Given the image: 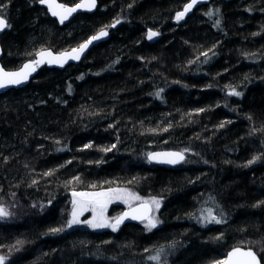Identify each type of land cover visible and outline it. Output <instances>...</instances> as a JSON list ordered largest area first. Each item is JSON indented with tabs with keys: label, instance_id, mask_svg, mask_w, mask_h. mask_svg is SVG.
<instances>
[{
	"label": "trees",
	"instance_id": "obj_1",
	"mask_svg": "<svg viewBox=\"0 0 264 264\" xmlns=\"http://www.w3.org/2000/svg\"><path fill=\"white\" fill-rule=\"evenodd\" d=\"M187 1L97 0L58 24L39 0H0L6 69L109 32L79 63L0 94L4 264H213L234 246L264 264V0L177 20ZM155 150L185 160L158 166ZM114 186L159 198L156 227L67 228L68 190Z\"/></svg>",
	"mask_w": 264,
	"mask_h": 264
},
{
	"label": "snow or ice",
	"instance_id": "obj_2",
	"mask_svg": "<svg viewBox=\"0 0 264 264\" xmlns=\"http://www.w3.org/2000/svg\"><path fill=\"white\" fill-rule=\"evenodd\" d=\"M41 4H47L49 9L52 11L53 16H59L60 22L63 23L64 20L68 18L73 12H75L79 8H94L96 4V0H82V3L77 4L75 7L66 8L64 5L56 4L55 0H39ZM197 0H192L190 4L185 5L184 12L177 13L176 19L180 20L183 19L184 15L195 5ZM59 9L60 11H57ZM211 15V13H209ZM116 24L120 23L119 20L115 21ZM219 24V21H217ZM115 24L112 25L114 27ZM9 27L7 22L0 18V31L4 30L5 28ZM108 33L105 30H101L98 35L93 36L90 40L81 44L78 49H73L71 53H62L60 56H52L51 52L41 51L38 53L39 59L33 61L32 63L25 64L23 69L18 72H5L3 69H0V88H4L10 84H20L23 81L28 79L29 74L32 71H35V68L44 62L48 63H58L61 66L67 59H79L80 54L88 47L89 44L92 43L94 40H98L103 36H106ZM159 35L158 32L149 31L147 34V38L151 40L152 38ZM206 55V53H205ZM230 95L240 96L241 93L235 91L234 89L229 93ZM157 95H159L157 93ZM223 127V125H221ZM115 147V145H113ZM160 156L168 157L167 159L163 160L162 162L165 163H178L183 160V153H165V154H150V159H156ZM250 161L249 163H252ZM49 175L51 173H48ZM78 179V178H76ZM73 197L76 198L73 200L74 209L72 212V219L68 222V226L71 227L73 224L80 223L79 216L83 214L85 211L91 210L93 212L92 220L86 221L91 227L93 228H103V227H110L113 231H116L119 225L123 222L125 218H127L130 213H124L122 216L115 218L113 223H109L104 218V211L107 209L109 203H111L114 199H122L124 197H129L131 199H139V197L132 195L131 193L123 192L119 189H109L107 192H75L72 193ZM127 203V200H125ZM158 209L160 207V201L153 200V202ZM139 211L138 209H133L131 218L132 219H144V216H137L135 212ZM8 212L0 207V216H7ZM210 222L215 221L216 223H220L221 221L216 219L215 216H212L209 213ZM156 221L154 219H149L148 224L146 227L151 228L156 227ZM53 232L62 231V229H52ZM153 260H158L159 256L151 257ZM0 264H4V258L0 257ZM218 264H260V260L257 258L256 254L249 251H242L239 248L233 249L232 252L228 254V259L224 261L218 262Z\"/></svg>",
	"mask_w": 264,
	"mask_h": 264
},
{
	"label": "water",
	"instance_id": "obj_3",
	"mask_svg": "<svg viewBox=\"0 0 264 264\" xmlns=\"http://www.w3.org/2000/svg\"><path fill=\"white\" fill-rule=\"evenodd\" d=\"M192 2V0H188L184 6L182 7V9L180 10V12H184V9H185V5L187 4H190ZM209 2H211V0H197L196 4L193 5V7L184 15L183 19H185L186 17H188L192 11L196 8H198L199 6L203 5V4H208ZM55 3L56 4H61V5H64L66 8H70V7H75L77 4H80L82 3V0H78L77 2L73 3V4H65L59 0H55ZM39 5L42 6L47 14L53 18L58 24H67L71 19H73L78 13H93L97 6H98V2L96 0V4H95V7L94 8H91V9H88V8H79L77 9L75 12H73L71 15L68 16V18L66 20H64L63 23L60 22V17L59 16H53L52 15V11L49 9L48 5L47 4H41L39 2ZM57 11H60L59 9H57ZM179 12V13H180ZM0 18H3L6 22L7 20L0 16ZM182 19V20H183ZM8 24V23H7ZM7 28H5L4 30L0 31V69H3L5 72H18L20 71L21 69H23V66L25 64H29V63H32L33 61L39 59L40 57L38 56V53H40L41 51H45V52H51L52 53V56H60L62 53H71V51L73 49H78L79 46L81 44H84L85 42H87L88 40H90L93 36H96L99 34V32L102 30H99L98 32H96L95 34L89 36L86 40L82 41L81 43H79L77 46L75 47H71L69 49H65V50H62V51H54L52 49H49V48H46V49H40L38 50L35 54H34V57L33 59H28V60H25L23 61L19 67L17 68H14V69H6L5 67H3L2 63H1V58H2V55H3V51H2V46H1V36L2 34L5 32ZM105 30L108 34L106 36H103L101 37L100 39L98 40H94L92 41L91 44L88 45V47L80 54V57L79 59H67L66 62L63 63V65L61 66L60 64L58 63H48V62H44L42 64H40L39 66H37L35 68V71H32L29 76H28V79L23 81L22 83L20 84H10V85H7L6 87L4 88H0V94L10 90V89H18V88H21V87H24L26 86L27 84H29V82L37 75L38 71H39V68L43 67V66H46L48 68H54V69H63L65 66L69 65V64H77L79 63L85 56L86 54L88 53V51L93 47L95 46L96 44L98 43H101V42H104L108 36H109V32L107 29H103ZM165 154V153H183L181 151H178V150H155V151H151L149 152L148 156H147V159L149 162H151L152 164H156L158 166H165V167H173V166H177V165H180L184 160H185V154L183 153V160H181L180 162L178 163H174V164H171V163H165V162H162L163 160L167 159L168 157H165V156H160L156 159H150V154ZM133 209H138L139 211L135 212V215L137 216H144V219H132L131 218V214H132V211ZM130 213V215L125 218L123 220V222L119 225H123L125 223H142L146 220H148L151 215L153 214V207L151 206V204L149 202H141V203H138L136 205H133L131 207H128V208H125L117 217H120L122 216L124 213ZM116 217V218H117ZM115 221V219L113 220V222ZM236 248H239L241 249L242 251H249L251 250L252 252H254L253 249L251 248H247V247H243V246H234V247H231L227 253L225 254V256L223 258H221L220 261H224L226 259H228V254L230 252L233 251V249H236ZM255 253V252H254ZM256 254V253H255ZM257 258L260 260L259 256L256 254ZM218 261V262H220ZM218 262L216 263H213V264H218ZM260 264H262L261 260H260Z\"/></svg>",
	"mask_w": 264,
	"mask_h": 264
},
{
	"label": "rangeland",
	"instance_id": "obj_4",
	"mask_svg": "<svg viewBox=\"0 0 264 264\" xmlns=\"http://www.w3.org/2000/svg\"><path fill=\"white\" fill-rule=\"evenodd\" d=\"M109 189H119L123 192L131 193L132 195L139 197V199H131L129 197H124L122 199H114L111 203H109L107 206V209L104 211V218L109 223H113V220L117 217V215H112V216L109 215V212H110V209L112 208V206H116L119 209H121V208L125 209V208L131 207V206L136 205V204L141 203V202H149L151 204V206L153 207V215L149 219H154L157 222L156 225L159 223V219L155 215L157 208H156L155 204L152 203L153 200L161 201L159 198L150 197V196H148V197L141 196L137 193V191H135L132 188H129L128 186L127 187H125V186H114V187H106V188H103L100 190H68V195L70 198V204L68 207V213H66L67 214V217H66L67 221H66L65 225L67 226V228L78 227V228L88 229L91 231H103L105 229L112 230V228H110V227L93 228L88 223H86V221L92 220V218H93V212L91 210L85 211V212H83L82 215L79 216L80 223L73 224L71 227L68 226V222L72 219V212L74 209L73 200L76 199L72 195L73 191L92 193V192H101V191L107 192ZM125 200H127V203L125 202ZM0 207H2V206H0ZM116 210H118V209H116ZM149 219L144 223V226L146 229H149L148 227H146V225L149 222ZM151 229H153V228H151ZM214 263H216V262H214Z\"/></svg>",
	"mask_w": 264,
	"mask_h": 264
},
{
	"label": "flooded vegetation",
	"instance_id": "obj_5",
	"mask_svg": "<svg viewBox=\"0 0 264 264\" xmlns=\"http://www.w3.org/2000/svg\"><path fill=\"white\" fill-rule=\"evenodd\" d=\"M42 7V6H41ZM43 8V7H42ZM46 11V10H45Z\"/></svg>",
	"mask_w": 264,
	"mask_h": 264
}]
</instances>
